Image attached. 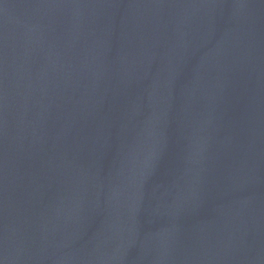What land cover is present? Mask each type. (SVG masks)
Here are the masks:
<instances>
[{
	"label": "water",
	"instance_id": "water-1",
	"mask_svg": "<svg viewBox=\"0 0 264 264\" xmlns=\"http://www.w3.org/2000/svg\"><path fill=\"white\" fill-rule=\"evenodd\" d=\"M0 264H264V0H0Z\"/></svg>",
	"mask_w": 264,
	"mask_h": 264
}]
</instances>
